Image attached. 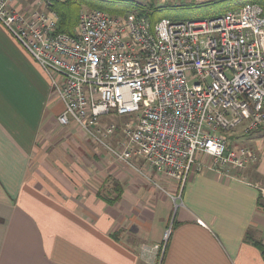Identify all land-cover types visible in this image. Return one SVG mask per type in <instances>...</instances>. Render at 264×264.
<instances>
[{
    "label": "built area",
    "instance_id": "2783aa9c",
    "mask_svg": "<svg viewBox=\"0 0 264 264\" xmlns=\"http://www.w3.org/2000/svg\"><path fill=\"white\" fill-rule=\"evenodd\" d=\"M17 1L0 0V22L49 77L63 104L58 122L75 124L162 191L133 155L177 182L179 198L189 174L206 167L227 172L257 158L228 135L264 126L261 3L154 24L139 13L85 8L71 34L58 31L50 0L27 8ZM117 118L125 119L119 136Z\"/></svg>",
    "mask_w": 264,
    "mask_h": 264
},
{
    "label": "crops",
    "instance_id": "0c3cea01",
    "mask_svg": "<svg viewBox=\"0 0 264 264\" xmlns=\"http://www.w3.org/2000/svg\"><path fill=\"white\" fill-rule=\"evenodd\" d=\"M62 109L47 74L0 22V264H151L141 242L162 241L174 207L161 264H264L246 237L264 242L260 186L248 170L191 173L179 198L178 183L142 158L132 161L167 192L60 124ZM254 175L264 176V161Z\"/></svg>",
    "mask_w": 264,
    "mask_h": 264
},
{
    "label": "rangeland",
    "instance_id": "374dc122",
    "mask_svg": "<svg viewBox=\"0 0 264 264\" xmlns=\"http://www.w3.org/2000/svg\"><path fill=\"white\" fill-rule=\"evenodd\" d=\"M248 1L258 0H73L70 2V19L67 25V29L73 30L75 28V26L77 25L79 13L82 9L85 8H97L108 13L111 16H122L131 13H144L143 11L145 8H142L141 6L152 3L155 10L152 11L151 16L147 17L149 18L151 23L154 24L161 17H168L172 20H185L220 15L223 14L226 10L231 9L232 7H238ZM124 120L125 119L118 118L113 120V122L118 125L116 136L120 135V125L124 122ZM230 138L237 143L248 146L250 149H254L257 158L246 165V167L236 170H248L246 171V173H250V179L253 181L255 179V182H257L260 186L259 191L261 192L262 202L264 203V176L261 177L258 175H254V173L256 172V167L264 161V126L256 132L244 135L241 134V136L232 135L231 137L230 135ZM96 145L105 149L101 144ZM234 169L235 168H231L228 171ZM260 208L263 209L264 207L260 206ZM175 209L176 207H174V211L171 214L168 225L163 232V239L158 243L160 248L157 249V247L154 246L155 243L148 244L147 242H141L142 244L139 247L140 253H138L140 256H142V258H144L151 264L162 263L163 253L173 224ZM165 233L167 234L166 237ZM142 247H145L143 253L141 252ZM148 253L153 255L155 253L153 260L149 259Z\"/></svg>",
    "mask_w": 264,
    "mask_h": 264
},
{
    "label": "trees",
    "instance_id": "16d2710c",
    "mask_svg": "<svg viewBox=\"0 0 264 264\" xmlns=\"http://www.w3.org/2000/svg\"><path fill=\"white\" fill-rule=\"evenodd\" d=\"M71 1H73V0H50V2H51V8L54 9V10H56V12L59 15L58 31H65V32H68V33H71L72 34L73 33V30L67 29V25H68L69 19H70V2ZM248 2H259L262 5H264V0L248 1ZM201 3H203V2H201ZM141 7L142 8L144 7L145 9L143 11L144 13H140V14H143L145 16H151L152 15V11L155 10L152 3L146 4V5L141 6ZM232 8H235V7H232ZM262 127L263 126L259 127L257 130L251 131L250 133L256 132L259 129H261ZM236 133L238 135L237 134H230L231 137H232V135L241 136V134H242V133L238 132V130L236 131ZM230 135H228V137L230 139L231 144L237 143V142L233 141L230 138ZM242 135H244V134H242ZM119 197H120V190L118 191V193L113 198H107L106 201L108 203H114ZM263 204L264 203L262 202L261 192L259 191V194H258V197H257V205L264 207ZM246 237L249 238L250 241L254 244V246H256L258 248V250L260 251L261 257L264 260V242L262 240H260V239H255V238L250 237L249 234Z\"/></svg>",
    "mask_w": 264,
    "mask_h": 264
}]
</instances>
